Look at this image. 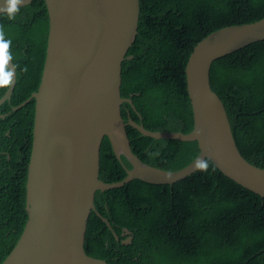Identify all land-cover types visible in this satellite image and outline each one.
<instances>
[{
    "label": "trees",
    "instance_id": "trees-1",
    "mask_svg": "<svg viewBox=\"0 0 264 264\" xmlns=\"http://www.w3.org/2000/svg\"><path fill=\"white\" fill-rule=\"evenodd\" d=\"M262 18L264 0H140L138 34L123 65L122 87L136 111L125 102L124 121L131 118L155 132H191L187 65L195 46L219 29ZM48 32L44 0L19 9L13 19L0 14V34L12 41L8 51L17 73L14 106L39 88ZM211 86L226 108L243 158L264 170V41L215 61ZM8 87L0 89V98ZM16 115L22 124L16 134H28L33 149L35 101ZM127 133L133 153L156 169L181 171L200 153L196 142L156 140L131 126ZM31 156L29 151V163ZM206 162V168L175 186L134 181L122 189L99 191L89 221L88 256L109 264H264V197ZM126 169L131 171L132 165L124 156L117 158L106 137L101 180L120 183ZM26 208V192L0 201V264L24 233ZM125 229L131 233L126 238Z\"/></svg>",
    "mask_w": 264,
    "mask_h": 264
},
{
    "label": "water",
    "instance_id": "water-1",
    "mask_svg": "<svg viewBox=\"0 0 264 264\" xmlns=\"http://www.w3.org/2000/svg\"><path fill=\"white\" fill-rule=\"evenodd\" d=\"M36 0H24L19 9ZM49 32L41 82L19 110L35 101L33 150L27 184L29 220L4 264H109L88 256L89 221L99 191L118 190L134 181L175 186L198 173V160H210L220 173L264 197V170L240 153L226 108L211 86L215 61L264 41V18L219 29L194 48L187 65L194 127L189 133L150 131L122 117L123 65L138 34L140 0H44ZM0 0V7H3ZM14 76L0 106L11 99ZM131 126L156 140L196 142L199 155L185 169L168 172L144 163L128 138ZM108 137L117 158L132 165L124 181L101 180L102 146ZM108 223L109 220L104 219ZM125 234L130 232L125 229ZM118 239V237L116 236ZM132 239L128 241L131 243ZM127 244V242H124Z\"/></svg>",
    "mask_w": 264,
    "mask_h": 264
},
{
    "label": "flooded vegetation",
    "instance_id": "flooded-vegetation-1",
    "mask_svg": "<svg viewBox=\"0 0 264 264\" xmlns=\"http://www.w3.org/2000/svg\"><path fill=\"white\" fill-rule=\"evenodd\" d=\"M12 96L10 100L1 105L7 106L3 107L0 112V201L19 199L24 192L27 194L30 167L28 152L33 150L28 134L24 138L16 134L22 124L16 115L20 109L15 110V108L22 103L14 106ZM122 236L125 237L126 234L123 233Z\"/></svg>",
    "mask_w": 264,
    "mask_h": 264
},
{
    "label": "clouds",
    "instance_id": "clouds-1",
    "mask_svg": "<svg viewBox=\"0 0 264 264\" xmlns=\"http://www.w3.org/2000/svg\"><path fill=\"white\" fill-rule=\"evenodd\" d=\"M23 2L24 0H3L4 6L0 7V14H6L8 19H13L15 14L19 11V6ZM11 43L12 41L10 39H7L3 34H0V89H6L12 83L14 76L11 68L6 70L8 61L12 59L11 53L8 51ZM195 167L204 169L207 167V162L203 159L198 160Z\"/></svg>",
    "mask_w": 264,
    "mask_h": 264
},
{
    "label": "rangeland",
    "instance_id": "rangeland-1",
    "mask_svg": "<svg viewBox=\"0 0 264 264\" xmlns=\"http://www.w3.org/2000/svg\"><path fill=\"white\" fill-rule=\"evenodd\" d=\"M129 235H131V233H129V234H126L125 238H126V237H128ZM131 239H133V238H132V237H130V238L126 239V242L130 241Z\"/></svg>",
    "mask_w": 264,
    "mask_h": 264
}]
</instances>
